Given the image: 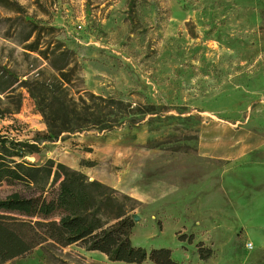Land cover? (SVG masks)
<instances>
[{
    "label": "rangeland",
    "instance_id": "rangeland-1",
    "mask_svg": "<svg viewBox=\"0 0 264 264\" xmlns=\"http://www.w3.org/2000/svg\"><path fill=\"white\" fill-rule=\"evenodd\" d=\"M8 1L0 75L54 79L48 62L24 49L36 23L73 53V99L87 92L155 106L131 125L44 142L43 119L17 83L0 93V134L39 143L23 161H53L134 199L135 247L168 249L178 264H264V0ZM20 99L18 113L5 114ZM13 192L25 191L0 186V198ZM198 243L211 250L205 262ZM5 264L122 263L45 244Z\"/></svg>",
    "mask_w": 264,
    "mask_h": 264
},
{
    "label": "trees",
    "instance_id": "trees-1",
    "mask_svg": "<svg viewBox=\"0 0 264 264\" xmlns=\"http://www.w3.org/2000/svg\"><path fill=\"white\" fill-rule=\"evenodd\" d=\"M9 5L12 4L8 0H0V6ZM30 26L24 41L32 36L33 40L24 49L46 60L56 76L53 80H40L38 74L19 82L13 74L4 71L0 75V93L14 92L17 83L18 88L26 90L45 125L42 141L55 142L61 134L74 130L110 131L155 114V106H133L87 92L78 93V98L73 99L68 95L77 69L73 53L65 50L59 41L46 40L54 32L52 27L36 23ZM20 102L21 99L14 110H6L5 114L18 113ZM39 152L38 142L0 134V186L18 184L25 191L0 198V264L22 258L45 244L60 248L75 245L87 252L100 253L112 263L178 264L168 249L146 251L131 244L134 199L53 161L48 160L40 167L23 161ZM178 241L191 244L193 236L182 235ZM196 249L202 262L212 255L202 243Z\"/></svg>",
    "mask_w": 264,
    "mask_h": 264
},
{
    "label": "water",
    "instance_id": "water-1",
    "mask_svg": "<svg viewBox=\"0 0 264 264\" xmlns=\"http://www.w3.org/2000/svg\"><path fill=\"white\" fill-rule=\"evenodd\" d=\"M132 220H133V222H136V221L138 220V217H137V216H134V217L132 218Z\"/></svg>",
    "mask_w": 264,
    "mask_h": 264
},
{
    "label": "built area",
    "instance_id": "built-area-1",
    "mask_svg": "<svg viewBox=\"0 0 264 264\" xmlns=\"http://www.w3.org/2000/svg\"><path fill=\"white\" fill-rule=\"evenodd\" d=\"M251 248H252L251 245H248V246H247V249H248V250L251 249Z\"/></svg>",
    "mask_w": 264,
    "mask_h": 264
}]
</instances>
